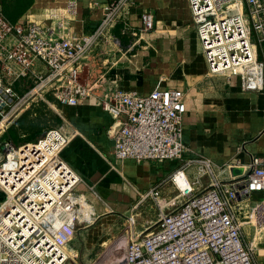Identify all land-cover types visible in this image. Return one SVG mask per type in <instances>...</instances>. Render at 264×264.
<instances>
[{
	"label": "built area",
	"instance_id": "built-area-1",
	"mask_svg": "<svg viewBox=\"0 0 264 264\" xmlns=\"http://www.w3.org/2000/svg\"><path fill=\"white\" fill-rule=\"evenodd\" d=\"M130 2L111 0L98 26L84 34L69 26L76 0L49 10L43 21L11 22L0 6V146L6 149L0 164V264H71L79 257L68 247L94 210L76 195L82 177L62 157L72 135L53 127L20 145L2 136L22 111L49 102V94L67 106L97 95L98 80L82 79L84 65L95 47L113 37ZM188 2L209 71L236 78L244 91H263L264 0ZM154 27L153 13L144 12L141 33ZM22 83L29 85L20 93ZM98 96L113 119L109 131L118 159L181 164L170 175L175 197H164L157 185L140 194L139 203L155 200L158 219L137 231L136 204L121 241L94 264H255L239 217L252 193L264 192L262 157L252 154L248 162L236 158L217 167L209 158L186 157L181 89L159 83L146 95L114 89ZM234 168L242 171L235 174ZM245 216L264 224V199Z\"/></svg>",
	"mask_w": 264,
	"mask_h": 264
},
{
	"label": "crops",
	"instance_id": "crops-1",
	"mask_svg": "<svg viewBox=\"0 0 264 264\" xmlns=\"http://www.w3.org/2000/svg\"><path fill=\"white\" fill-rule=\"evenodd\" d=\"M28 1L18 21H43L49 10L64 8L69 0ZM110 1L76 0L77 13L69 19L70 30L78 34L93 31ZM2 3L0 0L1 7ZM129 4L128 13L112 29L113 37L95 47L84 65L82 79L98 80L97 95L67 106L49 94V102L39 101L22 111L2 136L3 142L20 145L37 140L53 127L72 135L62 157L82 177L75 192L93 207L94 214L91 221H86L90 224L85 221L79 224L68 247L79 254L71 264L103 261L112 249L109 247L121 241L127 216L139 203L141 193L157 185L166 198L177 194L170 175L181 164L179 160L139 162L115 156L114 139L109 131L113 119L102 108L98 95L114 89L146 95L159 83L164 88L181 89L186 103L183 117V139L189 148L186 157L209 158L217 167L236 158L248 162L255 154L262 157L264 164V90L244 91L236 78L228 79L209 71L188 0H131ZM148 11L155 17V27L141 33L142 14ZM23 84L17 85L20 93L29 85ZM42 103L47 117L43 121L36 110ZM25 118L32 124H20ZM241 171L233 169L235 174ZM187 172L192 178L195 169ZM222 177L229 176L222 174ZM204 181L207 184L208 178ZM263 199V191L253 192L240 221ZM143 202L138 204V210ZM157 210L156 205L154 213ZM148 217L149 214L144 216L138 211L137 231L155 222ZM249 223L242 222L243 240L252 247L254 263L264 264V224H255L252 239L246 241L243 228Z\"/></svg>",
	"mask_w": 264,
	"mask_h": 264
},
{
	"label": "rangeland",
	"instance_id": "rangeland-1",
	"mask_svg": "<svg viewBox=\"0 0 264 264\" xmlns=\"http://www.w3.org/2000/svg\"><path fill=\"white\" fill-rule=\"evenodd\" d=\"M15 145V144H14ZM6 159V149L5 148H1V146H0V164L4 161ZM144 193V192H143ZM1 202H2V199H0V204H1ZM155 207H156V203H155V200L152 198V197H150V198H148L147 200H145V202H143L142 204H141V206H140V208H139V210H138V208L136 207L133 211H134V213H136V215H137V218H138V211H141V212H143V215L144 216H146V215H148L149 214V217H148V219L149 220H151V221H153L154 219H155V221L158 219V217H159V213H160V211H159V209L157 210V213H154V210H155ZM240 216H243V213H241L240 214ZM250 219L251 218H242V220H241V222H243V221H248V222H250L249 224H247V225H244L245 226V228H243V231L245 230V232L247 233L246 234V241H249L250 239H252V236H253V233H252V231H253V229L252 228H254L255 229V224H253V223H255V220H254V222H251L250 221ZM138 221V220H137ZM83 223V222H82ZM85 224H90V223H87V222H84ZM83 225V224H82ZM253 225V226H252ZM87 229V228H86ZM114 242V241H113ZM112 242V243H113ZM120 241H118L117 243H119ZM116 243L114 242L111 246H110V244H109V246H108V244H107V246L109 247V250L111 249V248H113L114 247V245H115Z\"/></svg>",
	"mask_w": 264,
	"mask_h": 264
},
{
	"label": "trees",
	"instance_id": "trees-1",
	"mask_svg": "<svg viewBox=\"0 0 264 264\" xmlns=\"http://www.w3.org/2000/svg\"><path fill=\"white\" fill-rule=\"evenodd\" d=\"M28 0H3V3H2V10H3V13L5 15V17L11 21V22H17L18 19L22 16V12L26 9V7H28ZM40 103V102H38ZM39 107H36V110L38 109L39 113L42 114L39 118L42 119V121L44 119H46L47 117L43 114L44 110L43 108L45 107L42 104H39L38 105ZM59 120V118L57 117L56 118V122ZM23 124V125H26V126H29L31 125L32 123L29 121V119L25 118L24 122H20V124Z\"/></svg>",
	"mask_w": 264,
	"mask_h": 264
},
{
	"label": "bare ground",
	"instance_id": "bare-ground-1",
	"mask_svg": "<svg viewBox=\"0 0 264 264\" xmlns=\"http://www.w3.org/2000/svg\"><path fill=\"white\" fill-rule=\"evenodd\" d=\"M82 203H85V202L83 201ZM89 210H90L89 208H88V209H84V210H83L84 214H86V215L88 216V211H89Z\"/></svg>",
	"mask_w": 264,
	"mask_h": 264
},
{
	"label": "water",
	"instance_id": "water-1",
	"mask_svg": "<svg viewBox=\"0 0 264 264\" xmlns=\"http://www.w3.org/2000/svg\"><path fill=\"white\" fill-rule=\"evenodd\" d=\"M3 197H4V193L0 191V199H3Z\"/></svg>",
	"mask_w": 264,
	"mask_h": 264
}]
</instances>
